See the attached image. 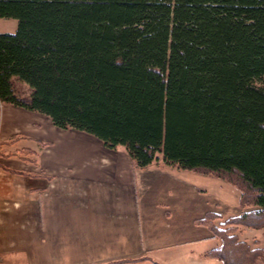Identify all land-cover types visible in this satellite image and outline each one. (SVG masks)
I'll use <instances>...</instances> for the list:
<instances>
[{
  "label": "trees",
  "instance_id": "trees-1",
  "mask_svg": "<svg viewBox=\"0 0 264 264\" xmlns=\"http://www.w3.org/2000/svg\"><path fill=\"white\" fill-rule=\"evenodd\" d=\"M0 101L49 116L151 164L213 176L245 209L207 256L264 264V0H0ZM28 83L20 96L13 78Z\"/></svg>",
  "mask_w": 264,
  "mask_h": 264
},
{
  "label": "crops",
  "instance_id": "crops-1",
  "mask_svg": "<svg viewBox=\"0 0 264 264\" xmlns=\"http://www.w3.org/2000/svg\"><path fill=\"white\" fill-rule=\"evenodd\" d=\"M200 176L138 167L123 145L3 102L0 264H224L198 220L231 214Z\"/></svg>",
  "mask_w": 264,
  "mask_h": 264
},
{
  "label": "rangeland",
  "instance_id": "rangeland-1",
  "mask_svg": "<svg viewBox=\"0 0 264 264\" xmlns=\"http://www.w3.org/2000/svg\"><path fill=\"white\" fill-rule=\"evenodd\" d=\"M18 24L19 21L17 18H0V32H16ZM13 81L15 90L20 96H30L32 89L28 83L20 80L18 77H14ZM207 179H209L207 181H210L209 183H211L209 189L211 194L223 198L222 209L219 210H224V212L228 211L227 213L231 214L230 216L239 214L238 212H241V210L243 209L241 206V208H238L240 191L235 186L228 184L227 182L225 183L224 181L213 176H207ZM228 203H232L233 205L231 207H228V209L226 210L225 207ZM236 233L239 235L241 240H247L252 246L264 247L263 229H253L245 227L243 225H239L237 227Z\"/></svg>",
  "mask_w": 264,
  "mask_h": 264
},
{
  "label": "built area",
  "instance_id": "built-area-1",
  "mask_svg": "<svg viewBox=\"0 0 264 264\" xmlns=\"http://www.w3.org/2000/svg\"><path fill=\"white\" fill-rule=\"evenodd\" d=\"M3 105V102L2 101H0V106H2Z\"/></svg>",
  "mask_w": 264,
  "mask_h": 264
}]
</instances>
